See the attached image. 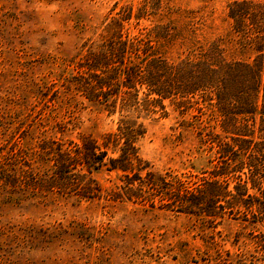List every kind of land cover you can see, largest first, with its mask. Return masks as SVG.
Segmentation results:
<instances>
[{
  "label": "rangeland",
  "instance_id": "1",
  "mask_svg": "<svg viewBox=\"0 0 264 264\" xmlns=\"http://www.w3.org/2000/svg\"><path fill=\"white\" fill-rule=\"evenodd\" d=\"M144 1L0 0V264H264V221L228 214L213 221L170 204L219 163L211 128L224 134L215 121L207 128L215 115L207 109L202 115L200 103L166 100V116L144 119L137 147L146 170L138 178L103 169L96 174L100 197L40 190L32 181L52 168L58 147L87 136L103 145L106 134L117 132L120 113L101 112L78 79L90 76V53L117 39L120 14L129 8L136 14ZM230 2L163 0L156 16L131 18L123 33L146 38L156 24L179 16L172 9L203 10L197 40L209 45L232 31ZM180 42L165 51L168 59L193 55ZM255 55L239 54L250 61ZM119 154L108 150V157ZM148 172L154 187L143 186L145 196L123 194L149 183Z\"/></svg>",
  "mask_w": 264,
  "mask_h": 264
},
{
  "label": "trees",
  "instance_id": "2",
  "mask_svg": "<svg viewBox=\"0 0 264 264\" xmlns=\"http://www.w3.org/2000/svg\"><path fill=\"white\" fill-rule=\"evenodd\" d=\"M162 3L145 0L136 14L131 8L120 14L117 39L90 53L85 65L90 76L81 74L78 79L89 101L101 112L120 113L117 132L106 134L103 145L87 136L68 149L58 147L49 158L52 168L47 173L36 172L32 181L40 190L94 198L104 192L96 178L103 169L130 171L140 178L138 173L147 168L137 147L146 133L143 120L155 114L166 116V100L179 105L195 102L200 103L202 115L204 109L215 115L207 128L215 121L224 134L211 128L219 163L209 178L201 179L199 186L186 189L185 195L170 204L213 221L226 214L264 221V0H231L228 18L232 31L209 45L197 40L205 21L203 10L172 9L169 14L179 16L156 24L146 38L124 36L126 21L134 18L139 23L156 16ZM179 40L191 45L193 55L172 61L165 51ZM229 44H235L234 49ZM247 50L256 53L251 61L239 56ZM111 147L119 148V156L108 157ZM147 177L149 183L141 181L137 189L127 187L123 194L132 197L129 193L136 190V196H145L143 186L154 187V173L148 172ZM254 190L259 195L251 192ZM108 195L114 197L115 193ZM151 204L155 206L154 200Z\"/></svg>",
  "mask_w": 264,
  "mask_h": 264
}]
</instances>
